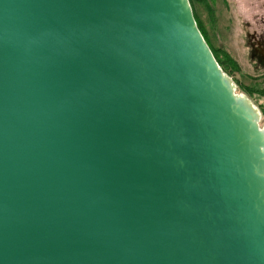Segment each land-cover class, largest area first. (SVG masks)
Instances as JSON below:
<instances>
[{"label": "water", "instance_id": "water-1", "mask_svg": "<svg viewBox=\"0 0 264 264\" xmlns=\"http://www.w3.org/2000/svg\"><path fill=\"white\" fill-rule=\"evenodd\" d=\"M189 0H0V264H264V126Z\"/></svg>", "mask_w": 264, "mask_h": 264}, {"label": "rangeland", "instance_id": "rangeland-1", "mask_svg": "<svg viewBox=\"0 0 264 264\" xmlns=\"http://www.w3.org/2000/svg\"><path fill=\"white\" fill-rule=\"evenodd\" d=\"M264 0H195L192 10L208 45L220 51L236 93L245 95L264 126V71L250 62L243 36L244 23L264 16ZM263 88V89H260Z\"/></svg>", "mask_w": 264, "mask_h": 264}, {"label": "flooded vegetation", "instance_id": "flooded-vegetation-1", "mask_svg": "<svg viewBox=\"0 0 264 264\" xmlns=\"http://www.w3.org/2000/svg\"><path fill=\"white\" fill-rule=\"evenodd\" d=\"M243 36L250 62L257 71H264V16L244 23Z\"/></svg>", "mask_w": 264, "mask_h": 264}, {"label": "trees", "instance_id": "trees-1", "mask_svg": "<svg viewBox=\"0 0 264 264\" xmlns=\"http://www.w3.org/2000/svg\"><path fill=\"white\" fill-rule=\"evenodd\" d=\"M189 1H190L191 6H192V4H194V1H195V0H189ZM195 19H196V18H195ZM196 22H197V19H196ZM197 25H198V28H199L200 32L202 33V35H203V37H204L206 43H207V40H206V38H205V36H204V33H203V30H202L201 27L199 26L198 22H197ZM207 44H208V43H207ZM208 46H209V45H208ZM209 47H210V46H209ZM210 49H211V51H212V53H213V55H214L216 61L218 62L220 68L224 71V73L227 74L228 72H227V69L225 68V63H224L223 59L221 58V56L219 55L220 51H216V50L212 49L211 47H210Z\"/></svg>", "mask_w": 264, "mask_h": 264}]
</instances>
